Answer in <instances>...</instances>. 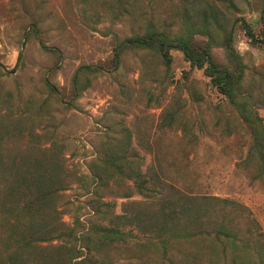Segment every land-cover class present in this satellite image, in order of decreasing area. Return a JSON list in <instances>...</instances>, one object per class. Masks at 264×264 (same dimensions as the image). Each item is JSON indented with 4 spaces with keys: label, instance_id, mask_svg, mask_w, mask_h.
Instances as JSON below:
<instances>
[{
    "label": "rangeland",
    "instance_id": "obj_1",
    "mask_svg": "<svg viewBox=\"0 0 264 264\" xmlns=\"http://www.w3.org/2000/svg\"><path fill=\"white\" fill-rule=\"evenodd\" d=\"M137 1L132 17L114 19L112 0H0V133L20 130L18 146L35 151L47 146L48 132L55 138L68 180L56 200L65 223L76 216L86 224L102 222L103 217L92 211L93 201L114 203L102 207L114 213H121L126 202L137 208L147 205L144 201L149 199L134 191L129 198L105 190L90 192L91 169L104 157L108 139L128 134L123 149L134 152L142 171L152 174L157 193L168 194L173 184L186 194L237 200L264 231V184L240 165L250 144L248 129L203 69L191 66L181 51L170 50L166 66L149 50H126L119 68L90 76L81 95L73 97L77 67L110 68L115 41L141 23V5L154 8L175 30V0ZM231 1L235 9L227 8L224 0H208L224 28L242 16L259 35L264 0ZM215 36L212 52L225 62L218 44L221 32ZM234 47L247 66L240 100L247 99L264 124V45L249 44L236 23ZM45 79L55 85L58 96L48 92ZM44 100L48 107L41 116L34 115ZM29 102L32 109L26 111ZM65 102L73 107L65 108ZM169 113L176 114V121L164 126L162 119ZM9 142L7 136L1 146L6 151L12 147Z\"/></svg>",
    "mask_w": 264,
    "mask_h": 264
},
{
    "label": "trees",
    "instance_id": "obj_2",
    "mask_svg": "<svg viewBox=\"0 0 264 264\" xmlns=\"http://www.w3.org/2000/svg\"><path fill=\"white\" fill-rule=\"evenodd\" d=\"M112 1L116 5L114 19L132 17L139 3ZM224 1L227 8L235 9L231 0ZM175 6L179 23L174 30L154 8L141 5V23L135 32L115 41L110 68L91 64L77 67L71 82L73 97L81 95L90 76L119 68L126 50H149L166 66L171 61L170 50H179L191 66L203 69L211 85L235 107L250 135L240 165L264 184V124L247 99L240 100L247 66L234 47L236 23L249 44L264 45V20L257 35L242 16L224 28L208 0H175ZM33 27L36 31L35 24ZM218 30L225 62H219L212 52ZM198 35L206 40H198ZM42 48L57 52L50 46ZM44 83L48 92L58 96L54 84L47 79ZM71 106L65 102V108ZM24 107L29 111L32 102ZM45 107L46 100L34 115L41 116ZM175 121L176 114L169 113L162 125ZM9 131L6 136L0 133V264H264V231L245 204L186 194L173 184L168 194L157 193L152 174L142 171L134 152L123 149L129 142L128 134L108 139L104 157L97 158L91 169L90 192L98 195L105 190L129 198L134 191L149 199L144 201L147 205L137 208L126 202L121 213H114L102 208L114 203L93 201L92 211L103 217L102 222L86 224L77 216L63 222L56 200L68 180L57 141L48 132L47 146L35 151L18 146L20 130ZM7 136L12 146L8 151L1 147ZM156 194H160L158 199H154Z\"/></svg>",
    "mask_w": 264,
    "mask_h": 264
}]
</instances>
